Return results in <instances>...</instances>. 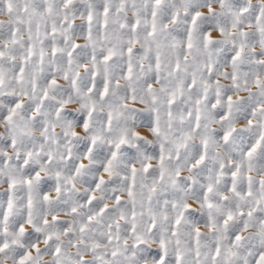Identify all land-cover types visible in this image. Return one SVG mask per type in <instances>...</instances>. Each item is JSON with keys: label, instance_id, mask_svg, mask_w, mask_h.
<instances>
[{"label": "snow or ice", "instance_id": "6c2138e0", "mask_svg": "<svg viewBox=\"0 0 264 264\" xmlns=\"http://www.w3.org/2000/svg\"><path fill=\"white\" fill-rule=\"evenodd\" d=\"M0 264H264V0H0Z\"/></svg>", "mask_w": 264, "mask_h": 264}]
</instances>
